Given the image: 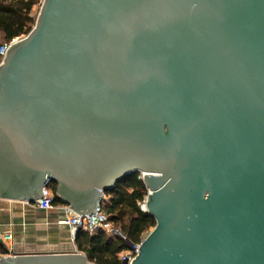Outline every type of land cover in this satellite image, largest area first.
<instances>
[{"label": "water", "instance_id": "95a60500", "mask_svg": "<svg viewBox=\"0 0 264 264\" xmlns=\"http://www.w3.org/2000/svg\"><path fill=\"white\" fill-rule=\"evenodd\" d=\"M134 173L157 224L131 264H264V0H43L0 64V198L55 183L91 215Z\"/></svg>", "mask_w": 264, "mask_h": 264}, {"label": "trees", "instance_id": "16d2710c", "mask_svg": "<svg viewBox=\"0 0 264 264\" xmlns=\"http://www.w3.org/2000/svg\"><path fill=\"white\" fill-rule=\"evenodd\" d=\"M36 3L35 0H0V45L29 35L38 17L34 12ZM140 177L141 173L126 176L105 194L101 203L103 213L123 236L112 237L101 230L95 234L78 231L76 248L90 263L123 264L120 256L129 249L128 244L142 242L156 227V220L140 207L149 194ZM50 187L56 195L57 184L51 183ZM55 204L65 205L57 197Z\"/></svg>", "mask_w": 264, "mask_h": 264}, {"label": "crops", "instance_id": "0c3cea01", "mask_svg": "<svg viewBox=\"0 0 264 264\" xmlns=\"http://www.w3.org/2000/svg\"><path fill=\"white\" fill-rule=\"evenodd\" d=\"M64 205L41 210L33 204L0 198V232L11 231L13 240L0 245V257L77 253ZM79 253V252H78Z\"/></svg>", "mask_w": 264, "mask_h": 264}, {"label": "built area", "instance_id": "2783aa9c", "mask_svg": "<svg viewBox=\"0 0 264 264\" xmlns=\"http://www.w3.org/2000/svg\"><path fill=\"white\" fill-rule=\"evenodd\" d=\"M21 38H16L10 42H5L0 45V64L5 59L10 47ZM142 177L143 175H141L140 179H142ZM55 200H56V195L49 184L46 187H44L43 196L35 203H33V205L41 210H51L54 209L55 207H59L58 205L55 204ZM140 207L143 211H146L145 201H143L140 204ZM64 208L66 209L68 216L61 223L70 227L74 238L76 237L78 231L80 230L91 234H95L101 230L106 232L109 236L112 237L123 236V234L118 229L113 227V225L110 223L108 219V216L103 213L101 204L93 214L85 215V216L76 214L66 204L64 205ZM12 240H13V235L11 231L5 230L0 232V245ZM141 244L142 242L137 244H132V246L129 247V249L126 252L121 254L120 257L122 263L127 261L128 264H131L133 260L137 257Z\"/></svg>", "mask_w": 264, "mask_h": 264}, {"label": "rangeland", "instance_id": "374dc122", "mask_svg": "<svg viewBox=\"0 0 264 264\" xmlns=\"http://www.w3.org/2000/svg\"><path fill=\"white\" fill-rule=\"evenodd\" d=\"M37 3L35 4V13L37 14V13H39V11H40V7H41V4H42V2H43V0H35ZM25 37V36H24Z\"/></svg>", "mask_w": 264, "mask_h": 264}]
</instances>
